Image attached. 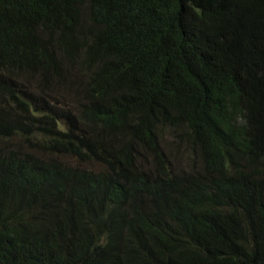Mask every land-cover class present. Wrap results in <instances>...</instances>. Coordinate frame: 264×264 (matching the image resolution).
Segmentation results:
<instances>
[{"label": "trees", "instance_id": "obj_1", "mask_svg": "<svg viewBox=\"0 0 264 264\" xmlns=\"http://www.w3.org/2000/svg\"><path fill=\"white\" fill-rule=\"evenodd\" d=\"M0 264H264V0H0Z\"/></svg>", "mask_w": 264, "mask_h": 264}, {"label": "rangeland", "instance_id": "obj_2", "mask_svg": "<svg viewBox=\"0 0 264 264\" xmlns=\"http://www.w3.org/2000/svg\"><path fill=\"white\" fill-rule=\"evenodd\" d=\"M61 95L63 96L64 100L67 98L66 93H62ZM170 160L173 163L174 170L176 172H184L185 170L188 171L193 163V161L190 159L189 153L182 148H179V150L173 152V154L170 157ZM69 162L73 163V161L71 160Z\"/></svg>", "mask_w": 264, "mask_h": 264}]
</instances>
